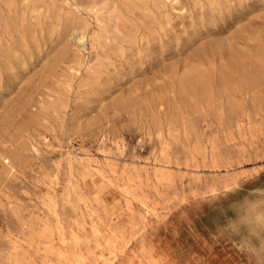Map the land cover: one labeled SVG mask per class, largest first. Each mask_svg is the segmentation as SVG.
<instances>
[{"label": "rangeland", "instance_id": "obj_1", "mask_svg": "<svg viewBox=\"0 0 264 264\" xmlns=\"http://www.w3.org/2000/svg\"><path fill=\"white\" fill-rule=\"evenodd\" d=\"M259 188L264 0H0V264H250Z\"/></svg>", "mask_w": 264, "mask_h": 264}, {"label": "clouds", "instance_id": "obj_2", "mask_svg": "<svg viewBox=\"0 0 264 264\" xmlns=\"http://www.w3.org/2000/svg\"><path fill=\"white\" fill-rule=\"evenodd\" d=\"M242 189L237 184L222 194H236ZM231 211L234 217L226 231L236 238L237 248L249 258L250 264H264V188L251 190L231 205Z\"/></svg>", "mask_w": 264, "mask_h": 264}, {"label": "bare ground", "instance_id": "obj_3", "mask_svg": "<svg viewBox=\"0 0 264 264\" xmlns=\"http://www.w3.org/2000/svg\"><path fill=\"white\" fill-rule=\"evenodd\" d=\"M2 1V0H1ZM5 4L7 5V9L8 11L11 9L10 7V3L8 1H5ZM215 20V19H214ZM156 21V20H155ZM76 33H77V39L78 40H83L84 39V32L82 30V28L80 27H76ZM59 32V31H58ZM252 67V66H251ZM67 80V79H66ZM11 137V136H10ZM164 147V146H162ZM163 149V148H162ZM71 168V166H70ZM98 170V169H97ZM95 171V170H94ZM104 171V170H103ZM107 173V172H106ZM102 177V176H101ZM103 178V177H102ZM78 179V178H77ZM106 180V179H105ZM109 180V178H108ZM112 185V184H110ZM113 186V185H112ZM108 188V187H107ZM75 189V188H74ZM67 196V195H66ZM81 198V197H80ZM80 200V199H79ZM138 200V199H137ZM81 201V200H80ZM53 202V201H52ZM57 205V203H56ZM85 205V204H84ZM141 205V204H140ZM57 207V206H56ZM47 208V207H46ZM144 208V207H143ZM50 209V207H49ZM146 209V208H145ZM59 212V211H58ZM147 213V212H146ZM153 213V212H152ZM57 214V213H56ZM59 215V213H58ZM60 216V215H59ZM64 226V225H63ZM61 226V227H63ZM55 227H58V226H54ZM130 227V226H129ZM55 229H58V228H55ZM61 229V228H60ZM92 230V229H91ZM60 231V230H58ZM62 231V230H61ZM93 231V230H92ZM72 232V231H71ZM54 233V231H53ZM63 233V232H62ZM134 233L136 232H133L132 233V236L134 235ZM46 234V233H45ZM36 235V234H35ZM34 235V236H35ZM41 235V234H40ZM47 235V234H46ZM49 237V236H48ZM131 237V236H130ZM63 238V237H62ZM74 239V238H73ZM68 241V240H67ZM105 242V241H104ZM130 242V238H127L125 240H123V243L120 245V246H115V245H111L109 248H108V252L107 254L105 255H102L101 259H102V264H112L113 262L116 261V259L119 257L120 254H122L124 251H125V248L126 246L128 245V243ZM51 243V242H50ZM76 244V243H75ZM48 245V244H47ZM46 246V245H45ZM52 248V247H51ZM12 249H13V253H11V256H10V262L12 264H22V260L20 258L21 255H19V253H17L16 251V247L15 246H12ZM52 255V254H51ZM58 257H59V260L61 262V264H82L83 260L81 259L82 256L81 254L79 253H76V254H67V253H63V252H59L58 253Z\"/></svg>", "mask_w": 264, "mask_h": 264}, {"label": "crops", "instance_id": "obj_4", "mask_svg": "<svg viewBox=\"0 0 264 264\" xmlns=\"http://www.w3.org/2000/svg\"><path fill=\"white\" fill-rule=\"evenodd\" d=\"M125 253V251L119 255V257L116 259L115 262H113L112 264H121V259L123 258V254Z\"/></svg>", "mask_w": 264, "mask_h": 264}]
</instances>
